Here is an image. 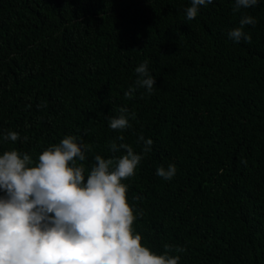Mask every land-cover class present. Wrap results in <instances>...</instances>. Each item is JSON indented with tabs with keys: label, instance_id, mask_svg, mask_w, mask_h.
<instances>
[{
	"label": "trees",
	"instance_id": "1",
	"mask_svg": "<svg viewBox=\"0 0 264 264\" xmlns=\"http://www.w3.org/2000/svg\"><path fill=\"white\" fill-rule=\"evenodd\" d=\"M233 5L213 0L188 20L190 0H0V154L36 161L74 135L91 149L87 175L118 135L137 153L143 135L151 151L123 181L141 243L185 248L170 253L179 264H264V0ZM242 12L256 20L250 43L227 36ZM145 60L155 87L128 99ZM121 107L135 119L117 132L107 117ZM9 130L21 140L4 141ZM168 164L166 181L156 169Z\"/></svg>",
	"mask_w": 264,
	"mask_h": 264
},
{
	"label": "clouds",
	"instance_id": "2",
	"mask_svg": "<svg viewBox=\"0 0 264 264\" xmlns=\"http://www.w3.org/2000/svg\"><path fill=\"white\" fill-rule=\"evenodd\" d=\"M190 2L184 10L188 20L213 0ZM257 4L258 0H234L232 10L237 13ZM255 23L254 17L242 12L239 26L228 31V38L250 43L251 36L244 29ZM135 73L134 86L124 92L128 99L139 88L151 94L155 87L147 60ZM41 107L46 104L37 105ZM118 112L107 117L109 128L117 132L131 129L135 114L125 107ZM2 139L16 142L21 137L9 130L2 133ZM27 140V136L22 138V142ZM123 140L118 135L109 142L113 154L109 158L94 156L87 175L84 162L91 149L74 135L44 149L36 161L16 149L0 154V264H179L180 256L170 253H182L185 248L166 244L163 254H156L134 231L137 215L143 212L134 214L123 181L135 175L153 141L138 136L136 143L143 147L137 153ZM117 152L122 154L116 156ZM241 163L247 165L245 159ZM176 171L174 164H168L159 166L156 175L168 181Z\"/></svg>",
	"mask_w": 264,
	"mask_h": 264
}]
</instances>
